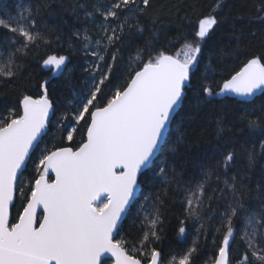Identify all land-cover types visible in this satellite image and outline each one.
<instances>
[{"label":"snow or ice","instance_id":"obj_1","mask_svg":"<svg viewBox=\"0 0 264 264\" xmlns=\"http://www.w3.org/2000/svg\"><path fill=\"white\" fill-rule=\"evenodd\" d=\"M150 6V0H115L110 6L95 7L94 12L103 17L104 24L102 35L92 46L94 50L89 51L92 37L86 29L74 33L84 41L85 56L96 59L83 69L88 79L79 93L74 92L75 99L68 102L71 111L64 114V119L69 121L66 139L73 142L81 125L86 126V131L78 147L45 149L35 166L34 181H26L24 173L31 161L30 151L46 133L50 121L53 104L48 98V80L39 85L42 95L35 98L23 95L18 110L9 109L7 116L0 117V264H105V254L114 258V264H144L145 260L147 264H159L161 253L146 246L161 239L158 229L164 204L161 195L167 196V186L155 196L151 211L145 212V205L141 204L143 251L133 247L130 254L127 242L115 239L146 171L152 172L153 184L160 178L167 185L176 184L184 189L185 212L189 218L200 219L205 199L211 201L217 191L219 198L227 201L219 212L222 224L216 231H225L213 264H230V244L237 231L245 245L237 264H264V181H258L252 189L244 183L246 175H233L223 181V188H213V196H207L213 176L211 166L202 170V178L194 184H180L174 167L169 175L168 155L178 151L186 136L184 124L190 125L194 117L181 118L174 143L169 144L168 136L186 98L193 70L199 64L201 44L217 24L215 16L199 20L194 34L197 42H186L182 57L161 51L145 60L144 53L150 45L138 48L135 57H130L126 86H113L111 95L104 92L116 74L118 61L123 59L121 48L111 52L110 61L106 53L118 42L123 46L125 28L131 31L133 27L128 20ZM48 7L44 0L35 6L18 3L16 14H12L0 5V30L4 33L0 36V82L7 83L22 75L29 52L39 48L41 41L48 43L37 26L42 8ZM258 8L264 12V6ZM121 12L128 15L115 26L109 24L110 20L119 19ZM87 16H93V12ZM137 29L143 31L139 26ZM67 60L64 55L49 54L42 59V66L50 71L60 70ZM200 83L197 94L202 92L205 98L222 93L252 97L257 90H264V57L248 59L223 82L219 93L211 85ZM239 119L246 122L250 131L264 130V116L245 110ZM221 124L222 118H218V128ZM159 155L164 158L157 163ZM235 156L234 150L223 156L225 168ZM258 156H264V140L247 150L249 170ZM50 172L55 173L54 180L49 179ZM216 182L219 183V176ZM17 193L22 211L12 222L10 206ZM149 199L144 197L146 202ZM249 200L257 201L259 206L251 207ZM237 219L241 222L240 229L235 227ZM180 224L178 232L183 234L185 221L181 220ZM200 229H204L203 223ZM195 251L190 248L173 264H191Z\"/></svg>","mask_w":264,"mask_h":264},{"label":"trees","instance_id":"obj_2","mask_svg":"<svg viewBox=\"0 0 264 264\" xmlns=\"http://www.w3.org/2000/svg\"><path fill=\"white\" fill-rule=\"evenodd\" d=\"M3 2L16 11L18 3L21 6L28 3L35 6L41 0H0V4ZM44 2L48 3L49 7L42 8L37 26L44 33L48 43L41 41L39 48H33L29 52L24 59L22 75L7 83L0 82V117H3L8 115L9 109L18 110V101L23 95L33 97L41 95L43 91L39 85L48 80L46 85L48 98L53 104L54 111L46 133L31 154V161L24 173L26 181L29 179L34 181L35 166L45 149L52 151L57 147L66 146L75 148L83 140L85 125L79 127L73 142L67 141L65 128L69 121L64 119V114L71 111L68 102L75 99L74 92L79 93L84 87L83 82L88 79V74L84 73L83 69L96 58L85 56L82 50L84 41L74 33H83L86 29L92 37L89 51L94 50L92 46L95 39L102 35L104 24L103 17L95 13L94 8L114 3L113 0H44ZM150 5L142 13H137L128 20L133 27L131 31L125 28L123 46L118 42L115 47L110 46V51L106 53L110 61L111 52L121 48L120 56L123 59L118 61L116 74L111 83L104 87V92L111 95L110 89L113 86H126V80L130 78L127 75L130 57H135L138 48L150 45L148 51L144 53L145 60L149 55H156L161 51L182 57L179 49L186 41L196 39L194 34L199 20L209 15L215 16L217 24L201 44L199 64L193 70L190 86L186 88V98L175 115L168 136L169 144L174 143L181 118L189 115L194 117L190 125L187 122L184 124L186 136L178 145V151L174 155H168L169 175H172L174 167L180 184L186 182L194 184L202 178V170L211 166L213 176L207 196H213V188H223V181L230 180L233 175L237 177L246 175L244 183L255 189L258 181H264V156H258L255 166L249 170L247 150L254 145L258 146L259 142L264 140V130L250 131L246 127V122H242L239 117L245 110L255 116H264V90L250 100H241L228 93L205 98L202 92L197 94V90L202 82L211 85L213 91L219 93L223 82L237 72L248 59L264 57V12L258 8L264 6V0H150ZM88 12H93V16H87ZM127 15V12H121L119 19L110 20L109 24L115 26ZM137 26L143 31H139ZM3 34L0 30V36ZM49 54L68 57L66 66L55 71L44 68L42 59ZM103 99L106 102L107 96ZM218 118H222L219 128ZM167 148L168 145H165L166 150ZM230 150H234L236 156L225 168L223 156ZM163 158V155H159L156 158L157 163ZM217 176L219 183L216 182ZM142 179L140 191L122 221V227L115 239L126 241L130 254L133 247L143 251L140 245L144 234L140 227L143 214L141 204L145 205V212L151 211L155 196L163 193L167 186V196L161 195V199L164 200L158 225L161 239L150 241L146 247L149 249L155 247L161 253L160 264H173L187 254L190 248L196 249L192 254L191 264H213L225 231L224 229L216 231L222 224L219 212L224 210L227 201L220 199L217 191L211 201L205 199L200 219L189 218L185 212L183 188H177L176 184L167 185V182L160 178L153 184L151 171H146ZM145 196L150 197L149 201L144 200ZM248 203L251 207L259 206L254 200H249ZM214 209L218 211L214 212ZM19 211H22V203L17 193L10 209L12 222H15ZM138 213L141 215L138 216ZM181 220L185 221L186 231L183 234L178 232ZM201 223L204 224V229H200ZM235 227L241 228L239 219L235 221ZM244 251L245 245L237 231L235 239L230 244V264H237ZM104 261L105 264H112L108 258Z\"/></svg>","mask_w":264,"mask_h":264},{"label":"water","instance_id":"obj_3","mask_svg":"<svg viewBox=\"0 0 264 264\" xmlns=\"http://www.w3.org/2000/svg\"><path fill=\"white\" fill-rule=\"evenodd\" d=\"M166 55H171V54H166ZM173 56V55H172ZM243 67V66H242ZM241 67V68H242ZM240 70V69H239ZM238 70V71H239ZM237 71V72H238ZM236 73V72H235ZM234 73V74H235ZM231 77V76H230ZM230 77L228 78V79H230ZM262 90H257V92L255 93V95L254 96H252V97H242V96H237V95H235V94H233V93H228V94H230V95H233V96H236V97H238V98H240L241 100H250V99H252V98H254L256 95H258L260 92H261ZM43 94V93H42ZM41 94V95H42ZM35 98V97H34ZM50 100V99H49ZM51 101V100H50ZM53 111H54V107L50 110V119H51V117H52V115H53ZM47 129H48V126H47ZM47 129H46V131H47ZM42 138V137H41ZM40 141V140H39ZM37 145V143L36 144H34V146H33V148L31 149V151H30V155L32 154V152H33V150H34V148H35V146ZM66 147H69V146H66ZM55 150V149H54ZM49 176H51V179L50 180H54L55 179V173H52V172H50L49 173ZM140 188H141V186L137 189V194H136V196L138 195V193H139V191H140ZM12 206V205H11ZM11 206H10V209H11ZM124 220V219H123ZM122 220V221H123ZM106 258H108V259H110L111 261H112V264H114V258L113 257H111L110 256V254H105V256L103 257V259H106ZM160 258H161V256H160ZM145 264H147V263H145ZM159 264H160V260H159Z\"/></svg>","mask_w":264,"mask_h":264},{"label":"rangeland","instance_id":"obj_4","mask_svg":"<svg viewBox=\"0 0 264 264\" xmlns=\"http://www.w3.org/2000/svg\"><path fill=\"white\" fill-rule=\"evenodd\" d=\"M113 2H115V0H113ZM0 5H2V6H4V7H7L8 9H10V10L12 11V14H16V11L12 10V9L10 8L9 5H6V4H5V2L1 3ZM186 42H191V43L195 44L197 41H196V39H194V40L186 41ZM186 42H185V43H186ZM185 43H183L182 46H183ZM182 46H181L180 49H179V53H180L181 55H183V51H184V49H183ZM174 56H177V54H174Z\"/></svg>","mask_w":264,"mask_h":264},{"label":"flooded vegetation","instance_id":"obj_5","mask_svg":"<svg viewBox=\"0 0 264 264\" xmlns=\"http://www.w3.org/2000/svg\"><path fill=\"white\" fill-rule=\"evenodd\" d=\"M49 179H51V178H49Z\"/></svg>","mask_w":264,"mask_h":264}]
</instances>
